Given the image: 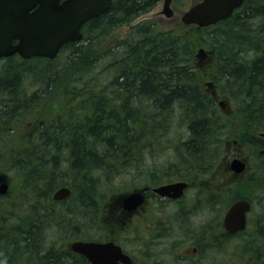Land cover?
I'll list each match as a JSON object with an SVG mask.
<instances>
[{
  "label": "trees",
  "instance_id": "16d2710c",
  "mask_svg": "<svg viewBox=\"0 0 264 264\" xmlns=\"http://www.w3.org/2000/svg\"><path fill=\"white\" fill-rule=\"evenodd\" d=\"M159 1L113 0L83 25L81 41L63 46L55 59L0 60V146L14 145L6 158L11 171L2 175L9 187L0 216L10 224L0 229V264H85L81 256L44 252L42 226H54L62 239L68 230L66 238H88L83 230L90 216L98 222L107 196L129 188L134 178L124 185L114 181L145 167L144 160L157 157L156 147L173 146L171 156L183 164L214 157L218 108L196 63L199 48L219 52L224 76L234 81L219 88L224 96L249 94L255 102L264 96V58L251 64L248 54L256 20L247 27L229 19L222 29L217 23L169 30L150 21L111 47L103 44ZM258 12L264 18L262 8ZM237 60L241 66L231 76ZM208 76L216 81L214 65ZM174 117L176 125L187 124L177 133L185 137L171 142ZM27 119L29 135L16 137ZM61 187H70L69 197L52 201ZM27 193L30 204L23 203Z\"/></svg>",
  "mask_w": 264,
  "mask_h": 264
},
{
  "label": "flooded vegetation",
  "instance_id": "af4514ba",
  "mask_svg": "<svg viewBox=\"0 0 264 264\" xmlns=\"http://www.w3.org/2000/svg\"><path fill=\"white\" fill-rule=\"evenodd\" d=\"M261 8L264 13V0H244L219 22L220 29L229 19L242 27L251 20L259 22L252 27L253 44L248 50L251 64L264 58V18L258 15ZM212 65L216 77L212 83L218 86V109L213 113L214 157L183 164L170 154L163 171L139 167L135 181L120 193L136 194L134 208L125 209L123 197L119 207L113 206V226H118L106 227L90 216L87 241L111 244L113 251L117 247L125 261L115 254L114 264H264V96L257 102L249 94L245 99L224 96L219 88L234 81L224 76L219 52L208 51L198 62L205 77ZM239 66L237 60L231 76ZM175 150L171 146L169 151ZM233 161L242 167H233ZM239 203L248 206L243 227L238 228V216L228 231L227 214ZM44 252L80 256L68 248L56 249V241ZM85 264L93 262L85 260Z\"/></svg>",
  "mask_w": 264,
  "mask_h": 264
},
{
  "label": "water",
  "instance_id": "95a60500",
  "mask_svg": "<svg viewBox=\"0 0 264 264\" xmlns=\"http://www.w3.org/2000/svg\"><path fill=\"white\" fill-rule=\"evenodd\" d=\"M243 1L200 0L181 15L180 22L201 28L209 27L228 18ZM171 2L163 0L162 12L167 18L173 14ZM111 4L112 0H0V59L15 54L22 59H54L63 46L80 41L82 26L107 12ZM203 54L200 50L197 56L201 58ZM236 165L242 167L238 161H234L233 167ZM6 192L7 185L0 184V195ZM69 194L68 188H60L53 193L52 200H63ZM122 202L125 209L134 208L136 194L128 195ZM247 209L248 206L239 203L229 211L226 217L227 226H230L228 231H232L238 216V228L243 227V215ZM115 249L113 251L111 244L75 242L71 245L73 252L93 264H114L115 254L125 261L119 249Z\"/></svg>",
  "mask_w": 264,
  "mask_h": 264
},
{
  "label": "rangeland",
  "instance_id": "374dc122",
  "mask_svg": "<svg viewBox=\"0 0 264 264\" xmlns=\"http://www.w3.org/2000/svg\"><path fill=\"white\" fill-rule=\"evenodd\" d=\"M196 1L197 0H178V1L175 0L171 5V9L173 11V16H172V18H166L164 13L162 12L163 11V5H162V0H161L156 5H154L152 8L147 10L146 12L136 16L127 25H124V26L118 28L110 36H107L105 38L103 44H105V45L107 44V45H109V47L113 46L118 41L125 39L128 36V34L131 32V29L133 27L138 26L144 22H150V21L154 22L157 24V28H159L161 30H169V29H173L175 26H180V21H179L180 15L184 11H186L191 4H193ZM105 45L100 46V48H97V49L100 50V52H101V51H103L101 49L105 48ZM99 54H102V53H99ZM96 55H98V54H96ZM61 57L64 60L65 54H62ZM200 72L202 74V71H200ZM29 121H30L29 119L22 121V123L20 124V126L18 127V129L16 131V134H15L16 137L26 136L27 134L29 135ZM173 121H174V126L172 128L170 135L167 137V139L171 142H173L174 140H176L180 137L177 134L178 132H180V131L185 132L186 129H185V127H182V125L187 124L186 122H183L181 124L176 125V117L173 118ZM181 135H183V134H181ZM187 136L188 135L186 134V137ZM182 137L184 138L185 135H183ZM182 137H180V139ZM165 139H166V137H165ZM13 146L14 145H10V146L5 145L4 146L5 148L0 146V182H3L2 177L5 176L3 173H10V171H11V165L13 164V162L11 159H6V158L8 156H10V152L13 149H9V148L13 147ZM161 148H164V147H161ZM169 150L170 149H159L156 147L157 157H155L151 160H150V158H148V160H144L142 165L145 164L144 165L145 167H142V168L143 169L147 168V170L151 169L152 171H157V170L163 171V170H165L164 164H167L169 159L171 158V157H169L170 153H171ZM8 166H10V168ZM135 175H136V173H134V175L129 174V175L120 176L117 178V180L114 181V184L120 185L121 183H123V185H124L125 183L129 182L130 179L134 178ZM134 181H135V178H134ZM13 182H15L14 179L9 181V183H13ZM98 192H99V190H98ZM112 194H114V193H112ZM125 195H127V194L118 195V196H111V198L108 197L107 202H109V203L105 204L106 213H103V206L104 205L102 206V208L100 206L101 211H100L99 217L97 216V219H96L98 221L97 223H99L101 225H103V223H105L106 227L107 226H110L112 228L117 227L118 225L113 226V221H114V217H115V210L113 209V206L116 204V207H119V203H120L119 200H121V198L124 197ZM23 199H24V201H23L24 204H30V202H33V200L31 201V197L29 196V193H27V195ZM23 209H24V207H23ZM5 221H6V219H4L2 216H0V229L4 230L5 228L9 227L10 222L7 223V221L6 222ZM67 222H69L68 219H67ZM45 228H47V227H44V225H43L42 229H41L42 230L41 235L44 238L43 244L41 246L42 247L44 246L45 248H48V249H52V245L54 244L55 241H56V249H60V248H68L69 249L71 242H73V240H75L77 238L76 234H74V236L72 235V238H66V234L69 232V230H68L66 233H62L63 234V239H62L61 233L56 232L54 226H51V228H49L47 230ZM15 230H21V229H17L14 227V231ZM86 230L87 229H84L83 231L85 233H87ZM6 234L8 235V233H6ZM32 239L33 238H31V240ZM11 264H13V262Z\"/></svg>",
  "mask_w": 264,
  "mask_h": 264
},
{
  "label": "bare ground",
  "instance_id": "6f19581e",
  "mask_svg": "<svg viewBox=\"0 0 264 264\" xmlns=\"http://www.w3.org/2000/svg\"><path fill=\"white\" fill-rule=\"evenodd\" d=\"M247 97V96H246ZM245 97V98H246ZM37 150H39V149H37ZM36 152V151H35ZM55 166V165H54ZM47 168V167H46ZM47 170V169H46ZM53 170V169H52ZM55 170H57V169H55ZM54 176V175H53ZM46 179V178H45ZM66 186V185H65ZM70 188V187H69ZM93 202H94V200H93ZM4 233V232H3ZM57 253V252H56ZM53 255H55V254H53Z\"/></svg>",
  "mask_w": 264,
  "mask_h": 264
}]
</instances>
